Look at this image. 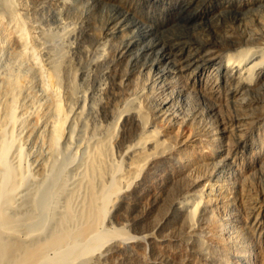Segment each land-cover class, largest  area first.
Masks as SVG:
<instances>
[{"label":"bare ground","instance_id":"obj_1","mask_svg":"<svg viewBox=\"0 0 264 264\" xmlns=\"http://www.w3.org/2000/svg\"><path fill=\"white\" fill-rule=\"evenodd\" d=\"M96 1L161 31L215 19L228 54L159 96L132 43L65 21L78 0H0V264H264V0Z\"/></svg>","mask_w":264,"mask_h":264},{"label":"rangeland","instance_id":"obj_2","mask_svg":"<svg viewBox=\"0 0 264 264\" xmlns=\"http://www.w3.org/2000/svg\"><path fill=\"white\" fill-rule=\"evenodd\" d=\"M166 1L168 2V0ZM169 1H171L172 3L175 1L177 2V0H169ZM189 1L190 2L192 1L191 3L195 4L196 6L197 4L202 5L205 10L208 9L207 5L213 4L212 5L213 7L209 5L211 6V8L209 7V9L210 10L213 9L214 13H216V11L218 12V10L220 9L219 6H217L218 3L219 2L223 3L224 0H211L212 2L210 0H203V1L189 0ZM117 2H122V0H117ZM184 2L187 3L188 0L187 1L184 0ZM201 2L204 3L202 4ZM224 2H227V0H225ZM77 5L75 9L71 11L72 13L71 12L64 13L63 16L65 21L70 23L69 25L71 24L73 25V26L71 25V28L81 26L80 27L81 29H86L90 33L96 32L95 34L105 36L104 38L106 39L114 40L115 43L117 41H120L117 42V44L120 43L122 46H126L128 43H130L131 45L132 43L131 45L132 47L126 50L127 56L129 58L132 57L138 60L139 66L145 67L147 69L142 74L138 72L139 71L138 69L137 75L142 79V83L145 86L144 88H146V85L148 86L150 85L149 87L155 89L156 90L155 92L159 96H163V95L159 94L161 91L157 90L156 87L160 89L159 86L161 85V83H163L161 81L167 82L166 84L168 86V89L169 88L173 89L177 84H180L182 81H184V79L178 80V75H175V77H170V71H173L175 73L180 68L181 64L184 65L186 64L182 60L187 59L190 61L192 59L191 56L198 55L200 53L199 55L202 57H205V55H207V57L213 55L214 58H216L219 61V59L221 58L222 59L226 58V54H228V52L225 49L227 47V41L224 35L226 32H228L226 33L227 35L233 34V30L230 29L229 27H227L228 29L227 28L225 29L226 26L220 23L219 25L220 27H218L219 30L217 31H219L223 36H220V34L218 35L216 33V30L212 28L211 25L212 23L213 25L214 23L216 24V21L214 22L215 19H207L204 22L197 23L195 20H191L192 18H190L191 22H188L187 25L185 26L180 25L175 27V29L170 28L171 30L168 29L167 31H161V30H156L155 27H153V24H151L150 22L149 24L138 23L140 17L144 18L145 11H141L139 13V16L134 17L131 16L130 14H126V12L122 9V7H119V5L118 6L115 5L116 6L115 7L113 4L110 5L109 3L108 5L107 3L99 4V2H97L96 0H78ZM45 15L47 16L45 18H48L50 21L53 19L49 13H46ZM210 20L212 21L210 22ZM78 37H80V40H82L83 44H85L86 47H90L89 49L95 48L93 40L91 41L83 37V35ZM76 42L77 41H75L73 38H67L64 41L65 50H70V48L73 47ZM124 43L127 44L125 45ZM218 52H220V55H218ZM69 53H72V51H70ZM230 53H234V51ZM195 72H197L196 68H194L191 73L194 74ZM220 91H221L220 96L223 102L227 100L226 98L227 90L226 88L222 87ZM188 94L191 97V101L193 105L196 106L199 104L200 107L202 108L205 107V109H209L208 106L206 107L205 102H203L202 100H200V98H198L195 92L189 90ZM232 111H234V108L232 107L229 108L223 107V115L226 116L229 124L230 123L233 124L232 116L234 115L233 114L234 112L232 113ZM201 122H203V124L205 125L210 126L211 124H213L214 120L205 119V120H201ZM231 126H234V124ZM258 146H260V144H258ZM204 153L208 155L209 153L208 149L204 148ZM237 158L245 159V151L241 150ZM130 222L131 221L129 220V222H127L126 224ZM120 226L117 225V227ZM129 229L130 228L127 227L124 228L125 233H124V237L122 238H125V235L127 236L126 238H132L137 235L139 236V234H136L133 230L131 229L129 230Z\"/></svg>","mask_w":264,"mask_h":264}]
</instances>
